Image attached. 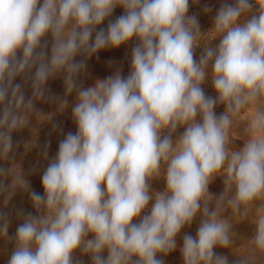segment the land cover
<instances>
[{
    "label": "clouds",
    "instance_id": "1",
    "mask_svg": "<svg viewBox=\"0 0 264 264\" xmlns=\"http://www.w3.org/2000/svg\"><path fill=\"white\" fill-rule=\"evenodd\" d=\"M190 3L198 0H0V161L10 162L0 195L6 205L28 192L36 211L17 214L14 237L0 213V239L14 245L7 264H83L77 251L91 264H164L178 248L183 264H230L217 248L237 257L231 264H264V0H224L207 32ZM117 7L123 14L110 20ZM134 38L127 77L117 69L78 86L89 58ZM56 77L58 112L76 94L77 131L43 171L41 195L15 162L13 133L52 119L35 104ZM209 78L215 97L202 88ZM217 177L219 195L209 191ZM161 178L166 187L153 190ZM197 216L196 235L178 245ZM245 221L248 238L234 231Z\"/></svg>",
    "mask_w": 264,
    "mask_h": 264
},
{
    "label": "trees",
    "instance_id": "2",
    "mask_svg": "<svg viewBox=\"0 0 264 264\" xmlns=\"http://www.w3.org/2000/svg\"><path fill=\"white\" fill-rule=\"evenodd\" d=\"M123 14V9L117 7L112 16L109 18L110 20H115L117 17ZM189 15H195L199 21L200 28L203 32L209 31L213 26L210 25L208 21H206L207 15H200L197 12L189 9ZM109 20H105L102 25L99 27L107 28ZM212 34H209V37ZM49 43H50V37ZM137 41L135 38L128 43L121 45L118 48H109L104 49L98 52L96 55L92 56L87 60V68L86 71L81 74L77 79L78 86L89 87L92 86L96 80L105 79L108 76L114 74V72L119 69L123 77H127L130 69H131V53L132 47ZM219 43V39L212 40L209 44L211 47H215ZM203 47H197L195 49V59H199L200 55L203 53ZM77 59H82V57H77ZM17 82H21L18 78ZM203 90L208 96L215 97L216 92L211 84V79L209 78L205 84L202 85ZM24 91L26 97H31V84L30 82L24 85ZM46 98L38 101L35 104V108L41 111L44 114H53L52 119L50 121H45L43 123L37 122L36 118L33 117L28 128L20 130L18 132L13 133V143L17 145L15 148V162L20 164L23 174L25 178L30 183V190H35L36 192L43 195V187L41 183V177L43 171L46 169L48 163L51 161L53 157H55L59 143L67 133L72 132L75 133L77 131L76 124L72 118V106L76 100L75 92L68 96V107L63 112L60 113L57 111L58 104L55 100L56 97L64 98L65 96V86L62 77H56L50 79L46 85L45 89ZM51 98V99H49ZM224 111L223 105H218L215 108V112L217 115H220ZM53 125H57L55 129ZM35 127L37 129L35 136L33 134L32 128ZM183 129H178L175 136H178L182 133ZM174 136V137H175ZM35 139V146L31 147L30 150H25V144L33 141ZM47 146L48 157L45 159L43 156V152ZM10 166V162L0 161V167H8ZM2 182L4 184H10L11 178L3 179ZM219 183V181L217 182ZM209 191L215 195H219L223 191V187L217 184H213V186H209ZM152 201L149 202V207L151 206ZM23 211L25 214L32 213L36 214V211L31 203L29 198V193L23 190H17L12 198L5 205L4 203V195H0V213L7 215L10 219V225L8 230V235L10 237H14L16 233V229L20 223H22V219L18 218V213ZM200 217L197 216L193 221L191 227H186L182 229L180 236L177 237L178 245H182V236L185 232L195 236L196 230L199 225ZM135 222V221H134ZM254 225L245 221L238 225L234 226V231H236L239 235L248 238L252 235ZM90 238V237H89ZM241 241H237V246ZM13 243L6 242L4 239H0V264H7V260L10 258L11 253L13 251ZM216 252L222 255H228L230 264L235 257L227 249L217 248ZM102 255L106 258L107 251L102 253ZM75 259L81 260L83 264H91L90 257L82 256L79 251L75 253ZM164 260V264H183L182 256L179 251V248L172 253L168 254L165 257H162Z\"/></svg>",
    "mask_w": 264,
    "mask_h": 264
},
{
    "label": "rangeland",
    "instance_id": "3",
    "mask_svg": "<svg viewBox=\"0 0 264 264\" xmlns=\"http://www.w3.org/2000/svg\"><path fill=\"white\" fill-rule=\"evenodd\" d=\"M224 2V0H198V3H190L189 9L197 12V14H200L202 16L207 15L206 21L210 23L211 26H213V20L214 17L221 6V4ZM208 6L211 11L205 12L204 7ZM234 136L239 138L238 133H234ZM175 139V137H174ZM234 147H242L243 146V140L242 139H235L233 141ZM219 181V183H217ZM213 184H217L219 186L223 187V177H217L209 186H213ZM166 187L164 180L158 179L152 181V189L155 191H162Z\"/></svg>",
    "mask_w": 264,
    "mask_h": 264
}]
</instances>
